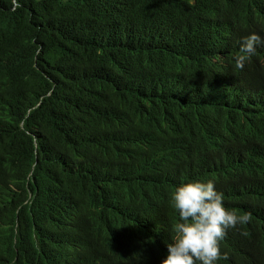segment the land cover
Wrapping results in <instances>:
<instances>
[{"label": "trees", "instance_id": "16d2710c", "mask_svg": "<svg viewBox=\"0 0 264 264\" xmlns=\"http://www.w3.org/2000/svg\"><path fill=\"white\" fill-rule=\"evenodd\" d=\"M250 33L264 0H0V264H157L193 180L250 215L217 264H264Z\"/></svg>", "mask_w": 264, "mask_h": 264}, {"label": "clouds", "instance_id": "9594fccd", "mask_svg": "<svg viewBox=\"0 0 264 264\" xmlns=\"http://www.w3.org/2000/svg\"><path fill=\"white\" fill-rule=\"evenodd\" d=\"M261 45L264 37L258 33L242 37L240 54L234 57L235 66L243 69ZM171 206L178 214L172 226L175 236L166 242L167 255L157 264H217L219 259L227 258V253L220 249L227 230L250 221L248 213L238 215L224 206V194L212 180L177 185L171 193Z\"/></svg>", "mask_w": 264, "mask_h": 264}]
</instances>
